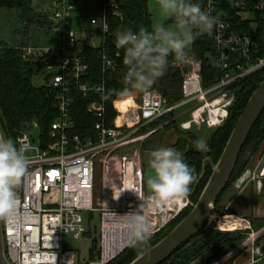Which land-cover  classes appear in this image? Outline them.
I'll return each mask as SVG.
<instances>
[{
  "label": "built area",
  "instance_id": "obj_1",
  "mask_svg": "<svg viewBox=\"0 0 264 264\" xmlns=\"http://www.w3.org/2000/svg\"><path fill=\"white\" fill-rule=\"evenodd\" d=\"M193 3L210 10L223 25L214 28L211 35H196L210 42L205 57L220 73L214 84L204 86V60L188 55L185 61L172 65L183 77L178 103H170L157 89L146 90L138 99L115 101L112 124L106 119V78L116 71L121 58L110 43V39L116 40L115 25L124 22L119 0H51L49 32L60 38V43L38 47L24 41L15 47L24 60L37 64L45 79L43 86L55 94L59 115L48 140L40 135L38 145H34L29 134L32 127L14 139L26 149L30 163L16 189L18 205L14 215L0 219V264H110L129 248L130 216L148 217L150 239L191 207L189 196L182 204L164 209L151 204L146 188L147 168L141 157L143 144L171 122L179 121L184 132H192L194 127L214 131L223 127L236 102L235 89L264 71L262 50L252 37L260 34L264 39V0ZM88 50L98 54L102 67L103 77L96 82L86 57ZM77 96L90 100L87 110L97 118L94 139L75 133L73 111ZM183 108L184 112L176 113ZM96 164L102 167V196L97 200ZM259 177L264 178V169ZM251 178L256 177L247 171L236 187L242 188ZM262 186L259 179V190ZM84 213L100 214L97 257L86 262L79 259L76 251L65 250L63 244L67 235L79 240L88 234ZM229 217L242 226L223 229L221 224ZM217 219L216 229L244 232L246 240L216 264H224L247 249L251 251L247 264H263L264 229L254 230L249 220L235 215H211L208 226Z\"/></svg>",
  "mask_w": 264,
  "mask_h": 264
},
{
  "label": "trees",
  "instance_id": "obj_2",
  "mask_svg": "<svg viewBox=\"0 0 264 264\" xmlns=\"http://www.w3.org/2000/svg\"><path fill=\"white\" fill-rule=\"evenodd\" d=\"M149 0H119L121 10L124 14V22H117L115 30L123 31L131 29L139 32L141 28L152 31L151 14L148 10ZM194 0H189L193 3ZM33 0H0V9L17 10L22 20L34 21L39 16L33 9ZM39 18V17H38ZM253 39L260 46L262 56H264V39L260 34L252 35ZM112 51L119 52L121 58L116 71L107 75V98H106V119L112 124L116 111L114 103L118 100L128 101L138 99L143 91H126L127 85L124 77L127 68L123 64L124 49L116 46V40L110 39ZM210 46L209 40L196 36L193 41V49L189 55L204 60L203 76L204 86L210 87L214 84L219 71L206 60V52ZM87 60L90 64L93 81L101 80L103 77L102 67L98 54L92 50L86 52ZM176 61L174 55H169L168 63L163 76L157 78L154 84L148 89H157L175 104L181 100L182 73L174 68L171 63ZM40 75L37 64L26 61L22 57L20 50L15 47L6 46L0 42V127L2 134L7 133L13 139L26 129L37 125L43 140H48V134L52 124L57 120L59 112L55 94L47 86H36L34 80ZM264 81V71L250 77L241 83L236 89V102L230 111L229 118L225 125L215 130L206 142L209 151H195L193 144L196 136L193 132H184L176 122H171L162 130L171 131L173 129L185 133L189 138H180L175 145L177 151L182 153L185 163L194 168L196 181L190 185V200L194 206L198 203L204 189L206 188L215 166L220 161L227 146L229 138L236 126L238 119L246 108L250 98L256 89ZM90 100L77 96L74 106L73 117L76 124L75 133L83 138H96L94 129L97 118L87 110ZM166 119L159 122L162 124ZM121 122V120H119ZM161 130V131H162ZM264 145V112L254 127L246 145L244 146L234 174L229 181L222 196L218 199L214 212L218 210L224 193L249 170L251 162L259 155ZM192 207L182 212V214L169 226V232L156 242H142L129 248L115 261L110 264H130L140 255L154 247L168 234H170L181 221H183ZM213 212V213H214ZM175 223V224H174ZM257 228H264V221ZM168 226V227H169ZM258 231V230H257ZM91 236V232L86 234ZM91 238V237H90ZM246 240L244 232L223 233L216 229V226H205L204 230L185 245L179 252L174 254L164 264H216L237 248ZM98 240L94 241L91 250V260L97 257ZM224 264H234V258L227 260Z\"/></svg>",
  "mask_w": 264,
  "mask_h": 264
},
{
  "label": "clouds",
  "instance_id": "obj_3",
  "mask_svg": "<svg viewBox=\"0 0 264 264\" xmlns=\"http://www.w3.org/2000/svg\"><path fill=\"white\" fill-rule=\"evenodd\" d=\"M158 4L162 14L175 19L176 30L161 24L152 31L127 29L116 34V46L124 49L126 91L148 90L157 78L164 75L169 55H174L177 61H185L189 45L197 34L211 35L214 28L223 26L218 17H214L210 10H202L199 3L158 0ZM199 149L210 150L203 141L199 142ZM150 156V169L154 171V175L147 180L152 193L151 204L163 205L170 200L186 199L191 191L190 185L197 177L194 168L185 163L182 153L173 148H159ZM29 163L23 146L0 135V219H9L14 215L18 205L16 189L26 175ZM128 227L131 231L129 246L146 242L151 234L148 217L142 214L130 216ZM55 258L54 255L53 261Z\"/></svg>",
  "mask_w": 264,
  "mask_h": 264
},
{
  "label": "rangeland",
  "instance_id": "obj_4",
  "mask_svg": "<svg viewBox=\"0 0 264 264\" xmlns=\"http://www.w3.org/2000/svg\"><path fill=\"white\" fill-rule=\"evenodd\" d=\"M51 0H33V9L39 14V18H35L34 21L30 22L26 20H22L20 18V14L17 10H8V9H0V42L6 46L17 47L22 44L24 41H27L32 46L38 47H52L57 46L60 43V38L56 36L50 35L49 32V24H48V16L50 12L49 2ZM148 10L151 14L152 21V29H154L157 25L163 24L165 27L176 30L175 19L173 17H168L162 14L158 0H149L148 1ZM195 32V30H194ZM193 49V43L189 45V51ZM177 61V60H176ZM174 61L173 63H175ZM171 63V65H173ZM44 76L39 75L35 80L34 84L36 86L44 85ZM186 108L180 109L176 113H182ZM188 117H184L181 121L187 119ZM179 122V121H178ZM177 122V124H178ZM196 136V141L193 144V149L195 151H200L199 142H207L211 137L214 130L208 129L205 126L202 127H194L192 131ZM29 134L32 138L33 144L38 145L40 139V129L37 125H33L30 129ZM3 136L6 138H10L14 141V139L7 133H4ZM189 138L185 133L180 132L179 130L173 129L171 131L162 130L156 134H154L150 139H148L142 146V162L144 168L150 167L151 156L150 153L159 148H175V145L178 143L180 138ZM15 143V142H14ZM31 154V153H30ZM258 166V167H257ZM258 168V169H257ZM264 169V145L261 149L259 155L251 162L249 170L255 172V176L257 177L261 170ZM256 179V178H255ZM253 178L249 180L246 185L252 182ZM264 180V179H263ZM261 180L263 183L264 181ZM95 182H96V196L95 200L101 198L102 196V167L99 164H96L95 168ZM245 185V186H246ZM264 185V184H263ZM244 187V186H243ZM242 188H237L235 185H231L228 190L224 193L219 208L217 211H212V215L217 217L223 216H231L235 215L240 218L247 219L251 222L252 228L254 230H263L264 228H257L254 224L264 221L263 217H257L255 214V200H254V189L250 184L248 189L245 192H242ZM242 192V193H241ZM240 199L237 200L236 203L230 205L238 196ZM189 196V195H188ZM260 196L264 199V188L262 189V193ZM190 198V196H189ZM194 207V203L190 200ZM214 212V213H213ZM85 220V228L88 233L91 232L90 235H86L79 240H76L73 235H67L64 237V249L65 250H74L77 252L78 257L81 261H90L91 260V250L94 247V241L99 238L100 232V214L99 213H84L83 214ZM227 220V223H226ZM233 221L238 226H242L238 224L233 218L229 217L224 220V225H227ZM210 222V221H209ZM208 222V223H209ZM218 219L211 222L208 226H218ZM175 224V223H174ZM223 226V225H222ZM171 226L167 227L165 230L161 231L154 237L148 239V242H156L163 238L170 229ZM235 227V228H237ZM224 229V227H223ZM220 231V230H219ZM221 232V231H220ZM224 233V232H223ZM91 237V238H90ZM264 242V235L262 238ZM249 249L242 251L238 255L234 257V261L238 259L240 263H247L249 257ZM198 264V263H194ZM264 264V262H263Z\"/></svg>",
  "mask_w": 264,
  "mask_h": 264
},
{
  "label": "water",
  "instance_id": "obj_5",
  "mask_svg": "<svg viewBox=\"0 0 264 264\" xmlns=\"http://www.w3.org/2000/svg\"><path fill=\"white\" fill-rule=\"evenodd\" d=\"M263 112L264 81L256 89L238 119L223 155L215 166L198 203L170 234L130 264H164L204 230L218 199L231 180L242 150ZM152 175H154V171L150 167L147 168L146 188L149 198H152V193L148 188L147 180Z\"/></svg>",
  "mask_w": 264,
  "mask_h": 264
},
{
  "label": "crops",
  "instance_id": "obj_6",
  "mask_svg": "<svg viewBox=\"0 0 264 264\" xmlns=\"http://www.w3.org/2000/svg\"><path fill=\"white\" fill-rule=\"evenodd\" d=\"M248 172L250 173L251 176H253V175L255 176V172L254 171L248 170ZM261 172H262V170H261ZM261 172H260V174H261ZM260 174L256 177V179H253L252 182H250L248 185L244 186L243 189H242L243 190L242 192H245L248 189L250 184L252 185V187L254 189L253 190L254 191L253 192L254 193V197L253 198H254L255 204H256L255 205V214H256L257 217H263L264 218V199L260 196V193H262V189L264 188V185H263L264 183L261 180H263L264 178L259 177ZM259 179H260V181L262 182V185H263L261 190H259V188H258V180ZM241 195L242 194H240V196H238L233 202H231L230 205H232L233 203H236L237 200L240 199ZM236 227H237V224H236ZM261 245L264 248V242L262 240H261ZM248 252H249V257H248L247 263L251 259V251H248ZM247 263H240V262H238V259L234 261V264H247Z\"/></svg>",
  "mask_w": 264,
  "mask_h": 264
},
{
  "label": "bare ground",
  "instance_id": "obj_7",
  "mask_svg": "<svg viewBox=\"0 0 264 264\" xmlns=\"http://www.w3.org/2000/svg\"><path fill=\"white\" fill-rule=\"evenodd\" d=\"M179 203L182 204V200H170V201L164 203L163 205H158V207L160 209H164V208H166L165 206H167V205L172 207V206L177 205ZM226 223H227V220H226ZM221 226L224 227V229H226V230H235L234 228L236 227V223H234L233 221H231L227 225L221 224Z\"/></svg>",
  "mask_w": 264,
  "mask_h": 264
}]
</instances>
